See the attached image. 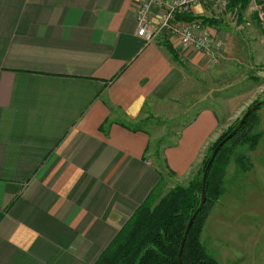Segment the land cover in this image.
Returning a JSON list of instances; mask_svg holds the SVG:
<instances>
[{"label": "crops", "instance_id": "obj_1", "mask_svg": "<svg viewBox=\"0 0 264 264\" xmlns=\"http://www.w3.org/2000/svg\"><path fill=\"white\" fill-rule=\"evenodd\" d=\"M251 3L243 24L263 28ZM238 8L191 11L211 21L223 53L240 33ZM168 36H137L135 0H0V264H93L144 202L159 181L148 136L99 127L112 114L127 124L160 117L186 77L213 71L217 57L170 41L173 60L161 45ZM217 135L213 112L200 111L164 150L173 177L201 162ZM255 236L243 235L245 251Z\"/></svg>", "mask_w": 264, "mask_h": 264}, {"label": "rangeland", "instance_id": "obj_2", "mask_svg": "<svg viewBox=\"0 0 264 264\" xmlns=\"http://www.w3.org/2000/svg\"><path fill=\"white\" fill-rule=\"evenodd\" d=\"M225 11H228L227 8ZM224 12L215 13L223 15ZM231 12L233 20L239 23L237 31L240 33L236 34L237 38L231 39L227 53H223L224 45L221 41L211 44L208 51L217 57L214 68L216 70L213 69L208 73L192 72V77H188L187 82H184L173 99L166 102L164 106L158 107L160 117L150 119L149 124L146 123L149 125L148 129H150L153 140L165 137L170 142L175 141L176 137L181 135V127L196 112L195 103L204 100L208 94L214 93L215 97L211 99V103L220 115V124L218 125V137L206 146L207 149L211 148L221 136L242 119L251 105L264 100V74L262 72L264 69V27L258 28L255 23L245 25L242 19L240 22L239 8L238 12ZM260 21H264V18L262 17ZM211 60L215 62L212 57ZM249 75L257 76L261 81L255 83ZM208 77H214L218 83L229 78L239 79L235 84L220 91L210 90L211 93L203 95L202 98L196 96L194 93L197 89L196 79L204 81ZM189 91L191 95L188 94ZM227 95L231 98L225 100ZM256 115L257 122H254L255 126L250 129L249 134L254 136L261 133L259 144L253 150L245 144L228 152L231 158L225 168L224 180L220 185L222 193L209 214V216L212 214L211 220H208V225L213 230L212 234H206L207 230L204 232L203 226L201 241L204 238L202 242L207 252L219 264H264V107L260 108ZM178 141L174 147L177 146ZM204 155L205 152L202 154L201 162ZM201 162L193 168L196 170L192 173L198 172ZM222 162L221 157V160L216 163L215 172ZM191 179L192 174L188 172L183 178L171 177L166 182L169 184L168 187L186 186ZM242 233L244 236L248 233L251 236L256 235L254 244L247 246L251 249L249 251L244 250L246 244L243 245ZM246 255H250L253 260H242Z\"/></svg>", "mask_w": 264, "mask_h": 264}, {"label": "trees", "instance_id": "obj_3", "mask_svg": "<svg viewBox=\"0 0 264 264\" xmlns=\"http://www.w3.org/2000/svg\"><path fill=\"white\" fill-rule=\"evenodd\" d=\"M250 1L251 0H230V5H228L227 9H229V6L230 8L238 6L240 11L239 20L241 22L242 14L244 11H247ZM253 19L256 20V16H253ZM176 20L177 22H199L204 26L211 24L209 19H202L193 16L190 12L177 13ZM161 45L164 46L173 60L179 61L178 55L175 53L168 40L164 39L161 42ZM179 64L183 63L179 62ZM262 72L264 74V69ZM188 77L192 76L190 75ZM188 77H186L184 82H187ZM249 77L255 83L261 81L257 76L249 75ZM238 79L235 80L229 78L228 80L219 83L217 80H214V77H208V79H205L204 81L196 79L195 82L197 84V89L194 93L196 96L198 95V97L202 98L203 95L211 93L209 92L210 90L220 91L223 88L235 84ZM241 84L244 85L245 83ZM188 94L191 95L192 93L189 91ZM214 97V93H212L210 95L208 94L204 100L197 101L195 103V107H197L196 112L184 123L181 129L183 130L191 124L202 110H211L219 125L220 115L213 108L211 103V99ZM226 97L225 100L231 98L230 95H227ZM217 99L218 98H216V100ZM252 106L253 105L250 107ZM257 111L253 112L240 130L221 147L210 167L206 180V200L203 207L194 218L187 233L181 255L182 264H219L217 260L207 252L201 241L203 226L211 210L221 196L222 191L220 190V185L224 180L225 168L228 166L231 158L228 152H232L237 146L245 144L248 145L250 150H253L259 144L262 134L257 133L254 136L249 134L250 129L255 126L253 125L254 122H257ZM113 112L114 111H112V113ZM119 118L118 115L113 116L112 114L111 117L107 118L100 125V132L107 136L110 126L112 124H117L131 133L141 132L147 135L148 144L145 150V155L146 158L150 157L157 166L159 181L144 202L134 210L130 218L119 228L112 241L101 252L98 259L93 264H179L178 253L180 244L189 220L200 202L203 173L206 164L214 147L228 136L239 122L231 127L227 133L221 136L211 148H205V155L198 172L192 173L196 170H193L192 167L189 171V174H192V179L186 186L175 185L173 187H168L167 185L169 184H167L166 181L168 178L173 177L174 173L168 169L163 153L165 149L176 145V141L179 140L180 134L173 142L168 141L165 137L153 140L150 129H148L149 125L146 123H148L150 119H154V117H146L145 119L130 124L119 121ZM206 149L207 151L209 150L208 154L206 153ZM221 157L223 162L215 172L216 163L221 160Z\"/></svg>", "mask_w": 264, "mask_h": 264}, {"label": "built area", "instance_id": "obj_4", "mask_svg": "<svg viewBox=\"0 0 264 264\" xmlns=\"http://www.w3.org/2000/svg\"><path fill=\"white\" fill-rule=\"evenodd\" d=\"M137 36L146 42L153 41L162 32L167 33L169 42L193 49L209 52L214 44L210 30L199 22H177L179 12H190L203 2H210L215 12L225 11L230 0H135ZM252 11L263 12L264 0H251ZM152 6L159 9L157 15ZM216 9V10H215ZM212 59L214 56L212 55Z\"/></svg>", "mask_w": 264, "mask_h": 264}, {"label": "water", "instance_id": "obj_5", "mask_svg": "<svg viewBox=\"0 0 264 264\" xmlns=\"http://www.w3.org/2000/svg\"><path fill=\"white\" fill-rule=\"evenodd\" d=\"M264 107V100L260 101L256 104H254L251 108H249L247 110V112L244 114V116L242 117V119L239 121V123L236 125V127L231 131V133L226 136L213 150L203 173V184H202V189H201V193H200V202L199 205L196 209V211L194 212V214L192 215L191 219L189 220V223L185 229L181 244H180V248H179V253H178V261L179 264H182V260H181V255H182V250L184 247V243H185V239L187 236V233L193 223L194 218L196 217V215L199 213V211L201 210V208L203 207L205 200H206V180L208 177V172L210 170V167L217 155V153L219 152V150L221 149V147L227 143L239 130L240 128L244 125L245 121L248 119V117L255 111L259 110L260 108Z\"/></svg>", "mask_w": 264, "mask_h": 264}]
</instances>
